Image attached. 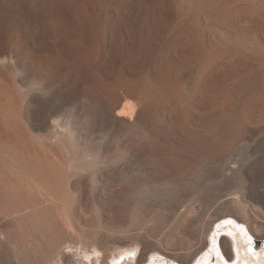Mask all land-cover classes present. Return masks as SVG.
I'll list each match as a JSON object with an SVG mask.
<instances>
[{
	"label": "bare ground",
	"instance_id": "obj_1",
	"mask_svg": "<svg viewBox=\"0 0 264 264\" xmlns=\"http://www.w3.org/2000/svg\"><path fill=\"white\" fill-rule=\"evenodd\" d=\"M260 236L264 0H0V264H264Z\"/></svg>",
	"mask_w": 264,
	"mask_h": 264
},
{
	"label": "rangeland",
	"instance_id": "obj_2",
	"mask_svg": "<svg viewBox=\"0 0 264 264\" xmlns=\"http://www.w3.org/2000/svg\"><path fill=\"white\" fill-rule=\"evenodd\" d=\"M82 212H83L84 217L88 216L85 214L86 212H84V211H82ZM153 217H154V220H153L154 222L153 221H151V222L157 226L156 230L159 227H161L160 229H162V227H163L162 232L165 233V238H164L163 243H164V246L166 247V250H169V251L176 253V254H180V255H182V257H185L186 255L192 253L195 250V248L197 247V238L190 237L189 234L185 233V231L182 228V226L184 225L183 219L178 220L177 222L176 221L174 222V221H172L171 216L163 215V214L154 215ZM153 217H152V219H153ZM235 224L238 225L237 227H240L241 229L243 228L244 230L243 229L242 230L244 231V233L248 232L249 229L247 228L245 223L235 222ZM255 224L256 223H253L250 226L254 227ZM165 226L166 227L170 226V228L168 227L169 229H167ZM220 227H222L223 229L227 228V230H223V232H222L223 234H231V235L234 234L235 230L231 228V226L228 222L221 223ZM251 227H250V230L253 231V233H255L256 232L254 230L255 227L253 229H251ZM166 231H168V232H166ZM255 243H256V249H255L256 252L257 251H264V237L260 236V237L255 238ZM120 251H122L123 254L125 253L124 255H127V256L133 255L132 254L133 250L132 251L131 250L130 251L129 250H120ZM215 258H216L215 255L214 256L203 255L201 260L203 261V259H204L205 261L203 263H205V264H214L213 259H215ZM207 261H208V263H206ZM160 262H162V263H160ZM155 264H180V263L179 262L175 263V261H173L172 259H168V260L162 259V260H159L158 262H155ZM199 264H201V263L199 262Z\"/></svg>",
	"mask_w": 264,
	"mask_h": 264
},
{
	"label": "water",
	"instance_id": "obj_3",
	"mask_svg": "<svg viewBox=\"0 0 264 264\" xmlns=\"http://www.w3.org/2000/svg\"><path fill=\"white\" fill-rule=\"evenodd\" d=\"M206 263H208V261Z\"/></svg>",
	"mask_w": 264,
	"mask_h": 264
}]
</instances>
